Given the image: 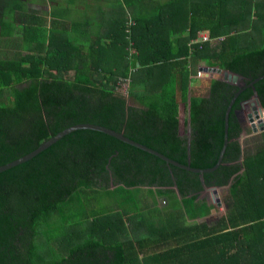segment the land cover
Segmentation results:
<instances>
[{
    "label": "trees",
    "instance_id": "1",
    "mask_svg": "<svg viewBox=\"0 0 264 264\" xmlns=\"http://www.w3.org/2000/svg\"><path fill=\"white\" fill-rule=\"evenodd\" d=\"M25 14L21 0H0V167L61 130L95 124L123 133L183 166L212 169L223 144L225 110L237 89L218 80H198L192 65L203 61L241 76L245 84L264 76L263 41L246 38L253 24L214 33L218 25L192 21L188 35L175 36L183 25L178 29L168 24L172 30H160L168 26L139 16L132 35L137 55L130 62L139 68L130 75L126 100L115 91L118 79L109 86L95 78L128 77V66L108 73L96 65L95 70H77L70 76L73 44L65 47L57 24L47 28L42 18L33 21L27 16L16 50L3 51L8 41L16 42L10 38ZM204 26L210 40L226 38L195 44ZM255 94L264 109V80L237 97L229 114L223 165L202 181L114 137L84 129L0 174V264H155L181 251L172 249L174 237L189 234L193 240L206 229L202 224L183 227L186 221L209 214L205 204L196 203L204 187L229 184L225 217L206 233H216L219 227H241L242 232L247 225L259 228L253 232L260 259L243 264H264V142L254 156L246 153L237 140L242 127L235 116ZM181 105L188 112L189 140L181 130ZM88 192L101 193L111 210L94 207L95 198ZM164 198L169 206L159 210L158 200ZM144 214L153 216V221L144 219Z\"/></svg>",
    "mask_w": 264,
    "mask_h": 264
},
{
    "label": "crops",
    "instance_id": "2",
    "mask_svg": "<svg viewBox=\"0 0 264 264\" xmlns=\"http://www.w3.org/2000/svg\"><path fill=\"white\" fill-rule=\"evenodd\" d=\"M26 2L27 6L25 5V7L31 10V13L26 15L28 20L29 18H32L33 21L36 18H42L47 28L52 24H57L59 32L66 40L64 46L68 47V43L72 42L74 54L70 61L72 65L69 71L70 76L78 73L79 70L86 71L89 68L95 70L96 65H100L99 70L108 71V73H114L115 70L124 71L127 66H132L130 64L132 56L130 57L129 54L126 31L131 29L133 35V28L137 26L135 21L139 16L148 22L154 18L157 26L158 24L168 26L167 28H160V30H172L173 28L168 24L176 25L178 29H181L179 25H183L180 34L177 33L175 36L188 35L192 21L200 25H218V28L214 29V33H219L227 27L232 28L234 25L253 24L246 31V38L256 42L264 41L262 34L264 29V0H26ZM36 10H43L44 14L40 15L33 12ZM129 23H133L134 26L129 27ZM182 31L183 33H181ZM201 34L209 36L205 26L198 31L195 41L199 40ZM224 38L226 37L215 38L210 40V43L214 44V42ZM132 43L135 50L134 42L132 41ZM134 55H137L136 50ZM206 67L208 66L206 65ZM198 68L200 66L197 67V70ZM196 74L198 75V73ZM121 77H123L121 74L97 75L95 79L98 84L111 86L115 79ZM182 106L184 105L180 106V111ZM181 113L182 130L184 120L182 121ZM249 117L250 115L247 116L248 123ZM187 125L189 128L188 112ZM248 126L250 129L247 131L241 123L242 134L237 140L244 149L248 144L244 147L243 142L248 138H253L257 149L251 150L250 155L254 156L259 150L258 147L264 142V131L258 129L254 131L250 123ZM188 131L190 132L189 129ZM189 132L187 134L188 140ZM240 163H243V159ZM230 185L225 188H217L220 190L217 192L220 207L216 205L219 212L210 211L208 217L193 221L188 220L185 225L183 224V227L194 228L202 224L206 229L214 228L215 223L225 217L224 201ZM254 188L257 189V186ZM204 191L205 189H203ZM178 200H180L179 195ZM158 204V207L163 204V208H158L159 210H164L169 206L168 200L165 198L159 199ZM205 206L207 207V205ZM149 213L150 211L147 212V215ZM156 217L157 224H159L158 214ZM159 217H162L161 213H159ZM214 217H217L214 224L206 223L207 220ZM206 229H202V233L197 234L193 240L189 239V234L174 237L171 241V247L172 249H179L180 247L181 251L173 252L166 258L159 259L155 264H168V262L170 264H243L259 261L260 254L258 244L255 241L257 235L254 234V232H260L259 228L247 225L246 231L242 232L241 227L224 229L219 227L218 232L212 234L206 233ZM160 230L161 232L164 231L162 224ZM228 236H234V238ZM192 241L193 245L191 246Z\"/></svg>",
    "mask_w": 264,
    "mask_h": 264
},
{
    "label": "water",
    "instance_id": "3",
    "mask_svg": "<svg viewBox=\"0 0 264 264\" xmlns=\"http://www.w3.org/2000/svg\"><path fill=\"white\" fill-rule=\"evenodd\" d=\"M199 73H208V74H218V75H222V79L221 80H218V81H221L227 85H230L234 88L237 89V91L235 92V94L232 96V98L230 99V102L229 104L227 105L226 107V110H225V114H224V129H223V144H222V147H221V150L219 152V155L217 157V163L216 165L212 168V169H208V170H195V169H192L188 166H183L175 161H172V159H170L169 157L153 150V149H150L144 145H141L127 137H125L123 135V133H120V132H116L112 129H109L107 127H103V126H100V125H95V124H79V125H74V126H71V127H68L64 130H61L59 133H57L55 136L47 139L46 141H44L42 144H40L35 150H33L32 152L16 159V161L8 164V165H5L3 167H0V174L4 173V172H7L15 167H18L20 165H23L29 161H31L32 158H34L35 156H37L38 154H40L41 152H43L44 150H46L47 148H49L50 146H52L53 144H55L61 137H64L65 135L71 133V132H75L77 130H93V131H97V132H101V133H104V134H107L111 137H114L118 140H120L121 142L125 143V144H128L134 148H137L145 153H148L150 155H153V156H156L158 158L161 159V161H163L164 163H166L168 166H172L174 168H177L181 171H184V172H187L189 174H193V175H198L199 176V179L202 181V177L206 174H212L214 173L215 171H217L222 165H223V158H224V153H225V150L227 148V145H228V120H229V114L231 112V109H232V106L233 104L235 103L237 97H240L244 92H246L247 90H250L252 89V91L254 90V86L264 80V76L262 77H259L253 81H251L249 84H244L242 85L241 82L243 81V78L241 76H237V75H234L232 73H229V71H224V73H222L221 69L219 68H215V67H200L199 68ZM212 80V79H211ZM254 98V101L256 103V105H258L260 107V110L262 111V107L260 106V103L258 101V98L256 96V94L253 96ZM251 100L249 101H246V102H243L241 105L245 104V103H248L250 102ZM237 112V111H236ZM235 112V113H236ZM254 114L250 115L249 117V123L251 125V128L256 131L257 129L258 130H261V131H264V119H259L257 117V114L256 112L254 111L253 112ZM202 186L204 187V185L202 184ZM205 190L207 191H211V193L213 194V198H214V201L216 203V205L218 207H220V201H219V198H218V194H217V190L216 188H205ZM162 202V201H161Z\"/></svg>",
    "mask_w": 264,
    "mask_h": 264
},
{
    "label": "rangeland",
    "instance_id": "4",
    "mask_svg": "<svg viewBox=\"0 0 264 264\" xmlns=\"http://www.w3.org/2000/svg\"><path fill=\"white\" fill-rule=\"evenodd\" d=\"M21 1L23 3H25V5L27 6L26 0H24V1L21 0ZM33 12H35L36 14H40V15L44 14L43 10H36V11H33ZM30 13H31V10H28L26 8L25 18H23V17L22 18H18L19 21L17 22L16 27H15V34H14V36L12 38H10V40L16 41V42L11 43L10 41H8L6 43L7 48L3 49V51H5L6 53H7V51L16 50V48H17L16 45L19 44L17 40L19 39L18 32L20 30L21 24L24 23V20H26V15H29ZM262 34L264 35V29L262 31ZM5 42H6V40H5ZM258 42L259 41H257V43ZM214 43H216V42H214ZM261 46L264 47V41L261 44ZM21 54L24 55L25 52H21ZM199 66L200 67H206V64L202 61V62L195 63V68H194V65H192V73H193L194 70H196V73H198V75H197L198 80L203 81V80H211V79L212 80H221L222 79V75L208 74V73H204V74L203 73H199V68L197 70V67H199ZM221 71H222V73H224L225 70L221 69ZM245 83H246V81L243 79L241 84L244 85ZM129 102H130V105L134 103L133 101H130V100H129ZM259 109H260V107L258 105H256V103L254 101V98H252L250 102L241 105L240 110H237V113L235 114V116H236L238 122H240V124L243 123V126L245 127V129L247 131H248V129H250V127L248 126L249 123L247 121V116L254 114L253 113L254 111L255 112H259ZM180 112H182L181 113L182 114V116H181L182 121L184 120V123L182 122V130L185 129V131H186L185 132V136L187 137L188 136L187 134L189 132L188 131V129H189L188 125L185 124V118L187 117V108L185 106H182V110ZM260 119H264V109H262V114L260 113ZM243 144H244V147L248 144V146L246 148H244L246 153L247 152H252L251 150H253L254 148H255V150L257 149V147H256L257 145L254 144L253 138H250V139L248 138L247 140H245L243 142ZM260 146L258 147V149L260 148ZM114 189H115V187H114L113 183H111L110 184V191H113ZM216 190H217V192L220 191L217 188H216ZM210 192L205 190L204 192L200 193L198 195L199 197L197 198L198 201L196 203H198V204L204 203L205 205H207V207H209L210 211L219 212V209L217 208L216 203L214 201L213 195ZM87 194L89 195V198H91L93 201H94V198H95V202H92V204H94L93 206L96 207L98 210H102V208H105L107 210H111L110 202H108L106 200H103V198H100L101 197V195H100L101 193L88 192ZM143 197H145V196H143ZM140 204L141 205H144V204L147 205V202H143V200H141ZM161 206L158 207V208H163V204H161ZM150 207H153V206H150ZM153 208H155V207H153ZM150 210H156V209H150ZM209 214H210V212H209ZM142 216H143L144 219H146L149 222H152L153 219H154L153 216H147L146 214H144ZM216 219H217V217L211 218V219L207 220L206 223L207 224H214L217 221ZM200 234H201V232H200Z\"/></svg>",
    "mask_w": 264,
    "mask_h": 264
},
{
    "label": "built area",
    "instance_id": "5",
    "mask_svg": "<svg viewBox=\"0 0 264 264\" xmlns=\"http://www.w3.org/2000/svg\"><path fill=\"white\" fill-rule=\"evenodd\" d=\"M133 26H134L133 23H129V27H133ZM126 37H127L128 44H129V54L131 57L135 54V50L133 48V43H132V30L131 29L126 31ZM204 42H210V38L208 35L201 34L199 40L197 39L195 41V43H204ZM138 68H139V65L137 62H135L134 64H132V66L130 65L129 67L128 77H121L118 79L115 91L116 93H118L120 96H122L126 100H128V87L130 85V75L134 73V71H137Z\"/></svg>",
    "mask_w": 264,
    "mask_h": 264
},
{
    "label": "bare ground",
    "instance_id": "6",
    "mask_svg": "<svg viewBox=\"0 0 264 264\" xmlns=\"http://www.w3.org/2000/svg\"><path fill=\"white\" fill-rule=\"evenodd\" d=\"M259 112L262 114V111L259 109ZM259 112H256L257 114V117L260 119V113Z\"/></svg>",
    "mask_w": 264,
    "mask_h": 264
}]
</instances>
